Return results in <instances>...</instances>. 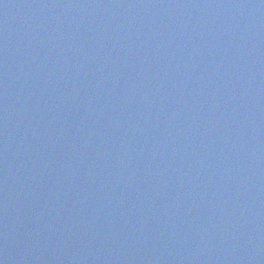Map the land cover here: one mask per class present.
<instances>
[{
	"label": "water",
	"instance_id": "1",
	"mask_svg": "<svg viewBox=\"0 0 264 264\" xmlns=\"http://www.w3.org/2000/svg\"><path fill=\"white\" fill-rule=\"evenodd\" d=\"M0 264H264V0H0Z\"/></svg>",
	"mask_w": 264,
	"mask_h": 264
}]
</instances>
